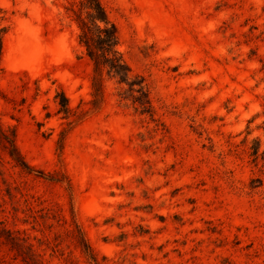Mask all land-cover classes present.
<instances>
[{
    "label": "rangeland",
    "instance_id": "obj_1",
    "mask_svg": "<svg viewBox=\"0 0 264 264\" xmlns=\"http://www.w3.org/2000/svg\"><path fill=\"white\" fill-rule=\"evenodd\" d=\"M101 2L153 116L92 104L79 0H0V264H264V0Z\"/></svg>",
    "mask_w": 264,
    "mask_h": 264
},
{
    "label": "trees",
    "instance_id": "obj_2",
    "mask_svg": "<svg viewBox=\"0 0 264 264\" xmlns=\"http://www.w3.org/2000/svg\"><path fill=\"white\" fill-rule=\"evenodd\" d=\"M74 20L79 27V43L84 47L92 67V104L98 106L104 100L105 80H114L121 88L119 93L121 101H130L141 114L154 115V106L150 96L149 86L145 77L134 72L119 49L120 36L118 27L110 19L105 6L101 0H79L77 7H72ZM4 29H0V60L2 55ZM126 86V87H125ZM60 112L69 115L72 109L68 98L62 93ZM1 142L10 155L24 168L32 170L25 161L16 144L14 134L9 135L0 123ZM261 142L254 140L251 155L254 162L261 156L264 160V151L260 153ZM81 231V230H80ZM82 241L90 258L95 264H100L96 258L93 248L81 231ZM28 264H44L42 260L35 257Z\"/></svg>",
    "mask_w": 264,
    "mask_h": 264
}]
</instances>
